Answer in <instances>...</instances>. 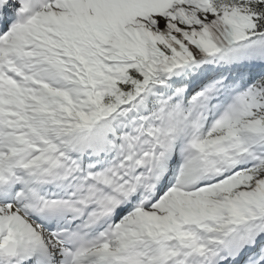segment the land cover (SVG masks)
<instances>
[{
  "label": "snow or ice",
  "instance_id": "6c2138e0",
  "mask_svg": "<svg viewBox=\"0 0 264 264\" xmlns=\"http://www.w3.org/2000/svg\"><path fill=\"white\" fill-rule=\"evenodd\" d=\"M0 264H264V0H0Z\"/></svg>",
  "mask_w": 264,
  "mask_h": 264
}]
</instances>
